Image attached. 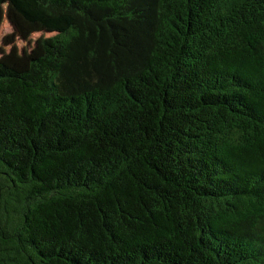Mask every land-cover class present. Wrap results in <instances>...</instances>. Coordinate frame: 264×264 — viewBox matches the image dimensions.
<instances>
[{
  "label": "trees",
  "instance_id": "trees-1",
  "mask_svg": "<svg viewBox=\"0 0 264 264\" xmlns=\"http://www.w3.org/2000/svg\"><path fill=\"white\" fill-rule=\"evenodd\" d=\"M5 1L0 264H264V0Z\"/></svg>",
  "mask_w": 264,
  "mask_h": 264
},
{
  "label": "rangeland",
  "instance_id": "rangeland-1",
  "mask_svg": "<svg viewBox=\"0 0 264 264\" xmlns=\"http://www.w3.org/2000/svg\"><path fill=\"white\" fill-rule=\"evenodd\" d=\"M55 32L39 25L28 27L14 18L13 6L5 1L0 8V62L14 69L26 67V60L42 53V42Z\"/></svg>",
  "mask_w": 264,
  "mask_h": 264
}]
</instances>
